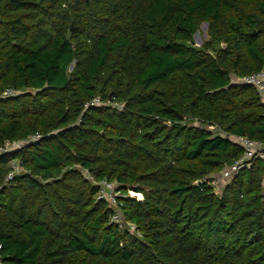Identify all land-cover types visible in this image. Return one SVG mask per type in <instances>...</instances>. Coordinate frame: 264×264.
<instances>
[{
	"label": "trees",
	"instance_id": "obj_1",
	"mask_svg": "<svg viewBox=\"0 0 264 264\" xmlns=\"http://www.w3.org/2000/svg\"><path fill=\"white\" fill-rule=\"evenodd\" d=\"M262 69L264 0H0V148L44 136L0 154V185L23 168L0 191L4 261L264 264V161L213 185L242 155L229 135L264 142L256 89L232 83Z\"/></svg>",
	"mask_w": 264,
	"mask_h": 264
},
{
	"label": "built area",
	"instance_id": "obj_2",
	"mask_svg": "<svg viewBox=\"0 0 264 264\" xmlns=\"http://www.w3.org/2000/svg\"><path fill=\"white\" fill-rule=\"evenodd\" d=\"M232 83L240 84V85H248L253 86L260 98L262 105L264 106V69L251 73L246 74L241 77H234L232 79ZM19 93L20 90L15 88H8L2 94L1 98H10L15 97ZM102 102L100 99H94L92 102L86 104V107L93 106V105H100ZM44 136L37 132L31 135L28 139L19 140V141H6L4 146L0 148V154H5L12 152L16 149L22 148L24 145L29 143H36L40 141ZM230 139L237 143L242 149L241 157L236 160L235 163L228 166L224 169L219 177L215 179L213 183L216 181H223L225 184L231 180L234 176H236L241 170L250 167L255 160L261 159L264 161V142L260 140H254L249 136L244 135H229ZM22 163L17 159H12L9 162V172L5 178L4 184L0 185V191H2L3 187L6 184L11 183L16 175L22 172ZM95 185L99 186V194L98 199L110 202L111 206H117L118 199L120 197H125L121 192H119L114 183L109 181L103 180L101 182H95ZM131 197H135L139 200H143V195L141 193H135L133 191L129 192ZM110 223L117 224L120 228H125L124 226H128V230L131 234L138 235L137 227L132 223L125 224L123 215L120 211H114L110 214ZM0 264H7L3 257L0 255Z\"/></svg>",
	"mask_w": 264,
	"mask_h": 264
},
{
	"label": "rangeland",
	"instance_id": "obj_3",
	"mask_svg": "<svg viewBox=\"0 0 264 264\" xmlns=\"http://www.w3.org/2000/svg\"><path fill=\"white\" fill-rule=\"evenodd\" d=\"M208 28H207V24L204 23L201 28L199 29V31H197V33L194 36V43L196 46H202L207 40H208ZM188 121V120H187ZM190 123H196L195 120L189 121ZM198 123V122H197ZM216 192L218 194H221L223 186L226 185L223 181H216L215 183H213ZM130 195V194H129Z\"/></svg>",
	"mask_w": 264,
	"mask_h": 264
},
{
	"label": "water",
	"instance_id": "obj_4",
	"mask_svg": "<svg viewBox=\"0 0 264 264\" xmlns=\"http://www.w3.org/2000/svg\"><path fill=\"white\" fill-rule=\"evenodd\" d=\"M72 31H73V28H72ZM253 34H255V32ZM210 130L212 131V133L218 134L219 131H220V128H219L218 125H213V126L210 127Z\"/></svg>",
	"mask_w": 264,
	"mask_h": 264
}]
</instances>
